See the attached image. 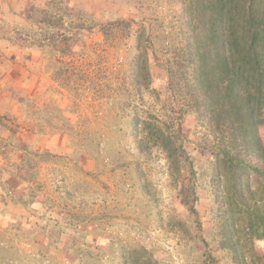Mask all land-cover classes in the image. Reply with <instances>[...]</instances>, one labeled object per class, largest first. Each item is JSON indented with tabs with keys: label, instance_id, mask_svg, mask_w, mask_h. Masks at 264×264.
Masks as SVG:
<instances>
[{
	"label": "rangeland",
	"instance_id": "374dc122",
	"mask_svg": "<svg viewBox=\"0 0 264 264\" xmlns=\"http://www.w3.org/2000/svg\"><path fill=\"white\" fill-rule=\"evenodd\" d=\"M30 1L0 4L17 11ZM34 1L54 12L64 6L80 10L95 22L153 16L169 20L179 12L174 0L155 6L134 0H52L57 1L54 6L47 4L50 0ZM2 18L0 28L7 29L9 38L16 36L12 29L30 25L17 17ZM180 43L179 37L173 42ZM71 47L64 60L78 73L54 80V63L36 49L39 83L25 98L24 116L0 118V126L6 127H0V236L14 243L17 255L26 253L20 264H77L80 257L79 264H123L125 252L135 247L144 248L159 264H204L205 256L232 264V254L220 248L215 229V156L204 146L205 125L194 109L184 107L182 118L173 123L195 175V214L183 204L185 169L179 175L171 170L174 179L163 152L135 150L132 130L138 117L147 118L148 112L170 121L181 107L169 96L161 55L155 60L148 51L151 88L159 99L147 92L125 98L123 92L105 89L108 82L128 83L131 74L123 61L118 75L107 81L115 51L103 48L97 28L80 32ZM259 136L264 145V127ZM20 169L28 170L30 183L22 180ZM39 185L44 194L30 202L31 190L38 191ZM76 213L78 219L72 220ZM254 249L262 256L264 241H255Z\"/></svg>",
	"mask_w": 264,
	"mask_h": 264
},
{
	"label": "trees",
	"instance_id": "16d2710c",
	"mask_svg": "<svg viewBox=\"0 0 264 264\" xmlns=\"http://www.w3.org/2000/svg\"><path fill=\"white\" fill-rule=\"evenodd\" d=\"M134 1L140 6H155L169 0ZM174 1L179 12L169 20L153 16L95 22L80 10L64 6L54 12L31 0L17 10L29 27L12 29L17 38L7 37V29L0 28V37L16 42L20 49H37L45 61L54 63L50 67L52 78L59 81L66 73H78L72 62L66 67L64 58L71 55V45L79 33L97 28L103 48L115 51L109 61L113 70L110 66L107 81L118 75L123 61L131 74L128 83L108 82L105 89L123 92L125 98L147 92L159 99V92L151 88L148 51L155 60L161 55L169 96L172 103L179 100L176 104L181 107L170 121H161L148 112L145 114L149 117H138L132 130L135 150L141 154H150L153 149L163 152L173 178L185 169L187 196L183 204L195 214V175L183 149V136L173 123L182 118L184 107L193 108L205 125L204 146L212 149L215 156L218 244L232 254V264H264V254L260 256L254 249L255 241H264V145L259 136V129L264 127V0ZM55 3L50 0L47 4ZM167 30L170 34H166ZM177 37L180 45L173 44ZM88 82L94 83L91 79ZM34 156L52 157L37 153ZM174 169L175 173H171ZM21 170L22 180L30 183L28 170ZM38 188L31 190L30 202L44 194L42 186ZM78 215H72V220H77ZM11 229L21 231L15 226ZM25 255H17L14 243L0 236V264H20ZM122 261L159 264L140 247L128 249ZM204 264L217 263L213 257L205 256Z\"/></svg>",
	"mask_w": 264,
	"mask_h": 264
},
{
	"label": "crops",
	"instance_id": "0c3cea01",
	"mask_svg": "<svg viewBox=\"0 0 264 264\" xmlns=\"http://www.w3.org/2000/svg\"><path fill=\"white\" fill-rule=\"evenodd\" d=\"M7 6L0 4V24L4 16L12 19L18 15L17 18L22 19L18 11L14 14L13 10L4 9ZM39 58L36 49H20L14 42L0 38V118L14 116L18 119L24 116L25 98L31 93V88L38 87L34 68H40ZM35 72L41 74L42 71ZM0 127L6 129L2 124Z\"/></svg>",
	"mask_w": 264,
	"mask_h": 264
}]
</instances>
